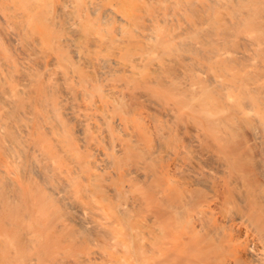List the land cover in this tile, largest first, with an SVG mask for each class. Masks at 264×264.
Segmentation results:
<instances>
[{
    "label": "bare ground",
    "instance_id": "1",
    "mask_svg": "<svg viewBox=\"0 0 264 264\" xmlns=\"http://www.w3.org/2000/svg\"><path fill=\"white\" fill-rule=\"evenodd\" d=\"M5 2L0 264H264V0Z\"/></svg>",
    "mask_w": 264,
    "mask_h": 264
},
{
    "label": "rangeland",
    "instance_id": "2",
    "mask_svg": "<svg viewBox=\"0 0 264 264\" xmlns=\"http://www.w3.org/2000/svg\"><path fill=\"white\" fill-rule=\"evenodd\" d=\"M10 3H11V0H7V2H5V4H10ZM8 31L12 38H11V41L7 44V48L5 50L6 52L4 53L3 50L0 51V61H2L5 56H8L13 61H45V60L46 61H56L55 58H51L52 57L51 55L50 57L49 56L45 57V56H41V54H37L36 52H33L32 50H29L25 46L24 44L25 42L22 40V38L15 35V32L14 30H12V28H9ZM30 67L32 68V66ZM36 68L39 70V72L43 74L48 72V68L47 69L45 67L38 68L37 66ZM263 138H264V131H263ZM261 139L262 137H260L259 135L258 137H255L254 140L260 142Z\"/></svg>",
    "mask_w": 264,
    "mask_h": 264
}]
</instances>
